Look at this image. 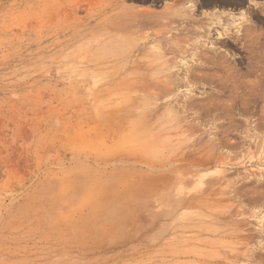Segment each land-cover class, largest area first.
Instances as JSON below:
<instances>
[{
	"label": "rangeland",
	"instance_id": "1",
	"mask_svg": "<svg viewBox=\"0 0 264 264\" xmlns=\"http://www.w3.org/2000/svg\"><path fill=\"white\" fill-rule=\"evenodd\" d=\"M243 1L193 8L236 15L216 61L260 83L215 121L181 81L190 0H0V264H264V0Z\"/></svg>",
	"mask_w": 264,
	"mask_h": 264
},
{
	"label": "bare ground",
	"instance_id": "2",
	"mask_svg": "<svg viewBox=\"0 0 264 264\" xmlns=\"http://www.w3.org/2000/svg\"><path fill=\"white\" fill-rule=\"evenodd\" d=\"M198 1V0H197ZM230 1H233V3H235L236 5H238V6H241V5H243V3H244V1L243 0H201L200 1V5L198 6L197 4H196V2L194 3H192V1L190 0V3H192V5L190 4V9H192L191 11H187L188 12V15H183V17H184V19H183V21H182V23H181V25L179 26L180 27V30H178V31H180V32H183L189 39V41L188 42H190V44H188L189 46H191V49H188V50H192V51H189V52H192L191 53V57L193 58L192 60H194L195 61V65L193 64L191 67H188V68H186V70L184 71V73L182 74L183 76H182V79H181V81L183 80L186 84H189V83H193L194 85H195V83H197V82H199V84H200V82H206V84L208 85V86H210V88H212V92H211V94L209 95L211 98H210V102H211V99H212V101H213V99L215 100V102H211V104L209 105L208 103V106H209V108H206V109H208L207 111V114H209V116H211L212 117V119L213 120H219V119H221L222 120V118H223V115H225V113H227L228 111L230 112L229 113V115L230 114H232L231 112H233V116L235 117V116H242V115H244L243 114V111H249V112H251L252 114L253 113H257L256 112V110L258 109L257 107L259 106H257L256 107V104H258V103H256V101L258 100L257 99V97H253L254 96V94L256 95V96H258L255 92H256V90L254 91L253 90V88L254 87H260L259 86V84L260 83H255V81L257 80L258 82H259V80L258 79H256L255 81H254V83H253V81H252V84H250L249 86L247 85V84H249V83H251V82H249V81H246V83L247 82H249V83H245L244 81H243V83H245L246 85L245 86H247L248 88H247V90L248 89H250V91H248V95H249V97L248 98H250V92H251V90H252V92L254 93H252L253 95H252V97L250 98V100L248 99L247 100V97H244V95H243V97L244 98H246V100L247 101H244V98H242V93H241V95H240V93L238 92L239 91V89H241L240 91H242V86L244 87V85H243V83H242V81H239L238 80V78H239V76H238V74H237V70H235V69H230V70H227L228 69V67L226 68V66L224 67L223 65H225V64H223L222 65V63H218V61L219 60H217L216 61V58L218 57V56H222L221 55V53H220V51L218 52V50L219 49H222V48H225L226 49V47H231L232 49H236V45L238 44V43H240V41L242 40V39H244L242 36H240V35H238L239 34V32L238 33H236V31H233V32H229L230 30H226L225 32H223V33H221V32H219V34H218V31H217V34H216V38H213L212 37V35H211V33H212V31H214V29H218V27L219 26H221L222 25V23L225 25L226 23H224L225 21H229V24H231V25H233L234 23H236L235 21H236V15L235 14H233V13H231V12H229V13H222L220 10L218 11V12H214V13H211V14H203V17H204V19H208L207 20V22L208 23H206L207 24V26H205V24H203V20L204 19H202L201 21L200 20H195L194 18V12H193V10L194 9H196V8H198V7H204V6H208V5H212V4H216V3H219V4H223V5H226V4H228ZM250 5V4H249ZM189 6V5H188ZM194 8V9H193ZM185 9V8H184ZM250 10V9H249ZM183 11V10H182ZM215 11V10H214ZM217 11V10H216ZM253 11V10H252ZM175 12V11H174ZM173 12V13H174ZM133 13V12H132ZM135 14V13H134ZM182 14V13H181ZM202 14V13H201ZM240 13H238V16L239 17H242V19H243V17L245 16L244 15V13L242 14H240ZM137 15H138V13H137ZM140 15V14H139ZM142 15V14H141ZM144 15V14H143ZM146 15V14H145ZM179 15V14H178ZM166 16V15H165ZM139 17V16H138ZM143 17H145V16H143ZM156 17V16H155ZM158 17V16H157ZM163 17H164V15H163ZM135 18V17H134ZM151 18V17H150ZM167 18V17H166ZM169 18H171V17H169ZM142 19V18H141ZM163 19V18H162ZM168 19V18H167ZM177 19H178V17H177ZM153 20V19H152ZM161 20V19H160ZM142 21V20H141ZM141 21H139V22H141ZM138 22V21H137ZM177 23V22H176ZM154 24V23H153ZM223 25V26H224ZM211 26H212V29H211ZM226 26V25H225ZM124 28V27H123ZM220 28H222V27H220ZM228 28V27H227ZM232 28V27H231ZM163 29V28H162ZM224 30H225V28H224ZM223 30V31H224ZM239 30V28H237V31ZM243 30V29H242ZM183 35V34H182ZM130 39V38H129ZM251 39V38H250ZM253 41H255V40H253ZM231 42H233V43H231ZM231 43V44H230ZM257 43V42H256ZM183 45V44H182ZM239 45H241V48L243 49L244 48V50L245 49H248L249 51L248 52H250V53H252L253 52V50H254V48L256 47V44L254 43V42H252V40L250 41L249 40V42L247 41V43H245V41H244V43L242 44V42H241V44H239ZM260 45V44H259ZM187 46V45H186ZM178 47V46H177ZM240 47V46H239ZM176 48V47H175ZM180 48V47H179ZM173 49L174 50V53H180V54H183V51L185 50V48H180V49ZM240 48V49H241ZM257 48V47H256ZM106 49V48H105ZM115 49H117V48H115ZM154 49V48H153ZM218 49V50H217ZM186 50H187V48H186ZM185 50V51H186ZM256 50V49H255ZM114 51V50H113ZM116 51V50H115ZM119 51V50H118ZM153 51V50H152ZM156 51V50H155ZM185 51H184V53H185ZM246 51V50H245ZM117 52V51H116ZM188 52V53H189ZM247 52V53H248ZM113 53V52H112ZM156 53V52H155ZM246 53V52H245ZM117 54V53H116ZM153 54V53H152ZM158 54V53H157ZM156 54V55H157ZM249 54V53H248ZM211 55V56H210ZM224 55V54H223ZM249 55H251V54H249ZM160 56V55H159ZM254 57V56H253ZM219 59L221 58V57H218ZM94 60V59H93ZM255 60V59H254ZM158 61V60H157ZM156 61V62H157ZM162 61V60H161ZM226 62V61H225ZM229 62V61H228ZM237 62V61H236ZM163 64L165 63V62H162ZM194 63V62H193ZM251 63V62H250ZM162 64V65H163ZM247 64V63H246ZM248 64H249V62H248ZM255 65V64H254ZM162 67V66H161ZM160 67V68H161ZM165 68V67H164ZM235 68H237L236 66H235ZM151 70V69H150ZM197 70H200V71H203V74H196V72H197ZM204 70L205 71H207V72H209V74H204ZM247 71H246V73H247V75H250V76H252L253 75V70H252V68H250V66L248 67V69H246ZM164 73H165V71H163ZM169 72V71H168ZM239 72V71H238ZM152 73V72H151ZM201 73V72H200ZM156 74V73H155ZM158 75V74H157ZM165 75V74H164ZM246 75V76H247ZM260 75V74H259ZM155 76V75H154ZM169 76V74H167V77ZM173 76V75H172ZM175 76V75H174ZM173 76V77H174ZM156 77V76H155ZM176 77V76H175ZM238 77V78H237ZM177 78V77H176ZM241 78L242 77H240V80H241ZM246 78V77H245ZM162 80H163V77L161 78ZM166 79V78H165ZM170 79V78H169ZM249 80V79H248ZM165 81V80H164ZM167 81H169V80H167ZM174 81V80H173ZM178 81V80H177ZM182 81V82H183ZM130 82V81H129ZM181 82V83H182ZM184 83V84H185ZM185 84V85H186ZM192 84V85H193ZM170 85H171V83L169 84V87H170ZM176 85H178V84H176V83H174V90H177V89H175L176 88ZM182 85V84H181ZM130 86V85H129ZM172 86V85H171ZM179 86V85H178ZM183 86V85H182ZM212 86V87H211ZM190 87V86H189ZM192 87V86H191ZM190 87V88H191ZM257 87V88H258ZM172 87H170L169 89L167 88V90H166V92H169V93H171L170 91H173L172 89H171ZM246 88V87H245ZM245 88L243 89V90H245ZM262 88V87H261ZM189 89V88H188ZM161 90V89H160ZM165 90V89H164ZM257 90H261V89H257ZM165 91H163L162 92V90H161V93H162V95H163V93H164ZM165 92V93H166ZM175 92V91H174ZM244 92V91H243ZM246 92L247 91H245L244 93L246 94ZM258 93V92H257ZM246 96H247V94H246ZM207 97V96H206ZM260 97V96H259ZM264 97V96H263ZM176 98H177V96H176ZM261 98V97H260ZM259 98V99H260ZM209 99V98H208ZM255 99H257L256 101H255ZM186 101V100H185ZM184 101V102H185ZM208 101V100H207ZM190 101H189V99H188V101H187V103L191 106L192 104L191 103H189ZM209 102V103H210ZM259 102V101H258ZM186 104V103H185ZM199 104V103H198ZM204 104V103H203ZM189 105H187V106H189ZM186 106V105H185ZM186 106V107H187ZM183 107V106H182ZM189 108V107H188ZM183 109V108H182ZM186 109V108H185ZM197 109V108H196ZM246 109H248V110H246ZM184 110V109H183ZM202 111V110H201ZM227 111V112H226ZM258 111V110H257ZM171 112V111H170ZM249 112L247 113V114H249ZM245 113V112H244ZM250 113V114H251ZM261 113V112H260ZM163 114V113H162ZM169 114V113H168ZM249 114V115H250ZM172 115V114H171ZM228 115V114H227ZM246 115V114H245ZM244 115V116H245ZM254 115V114H253ZM261 115H263V114H261ZM222 117V118H221ZM225 117V116H224ZM232 117V116H231ZM230 117V118H231ZM246 118V117H245ZM211 119V120H212ZM261 119V118H260ZM212 120V121H213ZM221 120H219V121H221ZM227 120V119H226ZM222 122H224V121H222ZM260 122V121H259ZM221 123V122H220ZM219 123V125L218 124H216L217 125V127L219 128V130L221 129V131H222V128H223V126L221 125ZM210 124H212V123H210ZM259 124H261V122L259 123ZM258 124V125H259ZM132 125V124H131ZM228 125V124H227ZM245 125V124H244ZM257 125V126H258ZM215 126V125H214ZM229 126V125H228ZM255 126V125H254ZM262 127V126H261ZM242 128V127H241ZM263 128H264V125H263ZM254 129V128H253ZM257 129H258V127H257ZM259 129H261V128H259ZM132 130H133V128H132ZM131 130V131H132ZM215 130H217V129H215ZM228 130V129H227ZM134 131V130H133ZM132 131V132H133ZM242 131H244V130H242ZM258 131V130H257ZM215 132V131H214ZM218 132V131H217ZM220 132V131H219ZM224 132V131H223ZM245 132V131H244ZM247 132V131H246ZM262 132V131H261ZM222 133V132H221ZM135 134V133H134ZM218 134V133H217ZM223 134V133H222ZM219 135H220V133H219ZM244 135V134H243ZM132 136V135H131ZM223 136V135H222ZM225 136V135H224ZM223 136V137H224ZM242 136V135H241ZM246 136V135H245ZM133 137V136H132ZM135 137V136H134ZM219 137V136H218ZM215 138V137H214ZM240 138V137H239ZM133 139V138H132ZM245 139V138H244ZM134 140H136V139H134ZM223 140V139H222ZM245 141V140H244ZM260 141V140H259ZM224 142H226V141H224ZM224 142H223V144H224ZM133 143V142H132ZM233 143V142H232ZM241 143V142H240ZM249 143V142H248ZM133 144H135V143H133ZM238 144V143H237ZM256 144V143H255ZM254 144V145H255ZM221 145H222V143H221ZM230 145V144H229ZM228 145V146H229ZM234 145H235V143H234ZM233 145V146H234ZM241 145V144H240ZM240 145L238 144L237 146H239L240 147ZM140 146H142V144L140 145ZM148 146V145H147ZM227 146V147H228ZM251 146V145H250ZM137 148H138V146H136ZM135 147V148H136ZM146 147V146H145ZM145 147H144V149H145ZM220 147V146H219ZM226 147V148H227ZM236 147V146H235ZM143 148V147H142ZM151 148H153V147H151ZM150 148V149H151ZM233 148V147H232ZM237 148V147H236ZM236 148H235V150H236ZM147 149V148H146ZM149 149V150H150ZM229 149V148H228ZM230 149H231V146H230ZM238 149V148H237ZM240 149V148H239ZM238 149V150H239ZM148 150V151H149ZM153 150V149H152ZM76 151H77V149H76ZM142 151V150H141ZM96 152V151H95ZM109 154V153H108ZM99 157V156H98ZM147 161H149V160H147ZM212 163V162H211ZM210 163V164H211ZM81 178V177H80ZM97 184H98V182H97ZM55 185V184H54ZM60 185V184H59ZM98 185H100V184H98ZM71 186V185H70ZM55 187V186H54ZM66 187V186H65ZM67 187H68V185H67ZM80 187V186H79ZM49 189H51V188H49ZM53 189V188H52ZM81 189V188H80ZM83 189V188H82ZM62 190V189H61ZM84 190V189H83ZM58 191V190H57ZM236 191V190H235ZM83 192V191H82ZM84 192H85V190H84ZM90 192H92V191H90ZM95 192V191H94ZM61 193H62V191H61ZM97 194H98V191L96 192ZM96 194V195H97ZM235 194V193H234ZM90 195V194H89ZM238 195V194H237ZM91 196V195H90ZM67 197H68V195H67ZM77 197H78V194H77ZM88 197V196H87ZM248 197V196H247ZM67 199V198H66ZM86 199V198H85ZM90 199H91V197H90ZM48 200V199H47ZM79 200H81V199H79ZM87 200V199H86ZM68 201V200H67ZM88 201V200H87ZM254 201V200H253ZM48 202V201H47ZM65 202V201H64ZM264 202V201H263ZM262 202V203H263ZM74 203V202H73ZM73 203H71V204H73ZM253 203V202H252ZM58 204V203H57ZM62 204H64V203H62ZM90 205V204H89ZM101 205V204H100ZM257 205V204H256ZM49 207V206H48ZM51 208H52V206H51ZM56 208H58V207H56ZM87 208V207H86ZM106 208V207H105ZM251 208H253V207H251ZM72 209V208H71ZM76 209V208H75ZM51 210V209H50ZM53 210V209H52ZM54 210H56V209H54ZM60 210V209H59ZM94 210H95V208H94ZM49 211V210H48ZM68 211V210H67ZM76 211V210H75ZM96 211V210H95ZM98 211V210H97ZM109 211V210H108ZM54 212H56V211H54ZM93 212V211H92ZM49 213V212H48ZM66 213V212H65ZM109 213V212H108ZM107 213V214H108ZM253 213H255V212H253ZM64 214V213H63ZM99 214V213H98ZM97 214V215H98ZM100 214H102V213H100ZM104 214V213H103ZM80 215V214H79ZM96 215V214H95ZM256 215V214H255ZM63 217V216H62ZM68 217V216H67ZM51 218V217H50ZM56 218V217H55ZM76 220V219H75ZM96 220V219H95ZM55 221V220H54ZM99 221V220H98ZM100 222V221H99ZM68 223V222H67ZM70 223H71V221H70ZM62 225V224H61ZM66 225V224H65ZM94 227V226H93ZM77 231V230H76ZM77 234V233H76ZM75 237V236H74ZM78 238V237H77ZM63 240V239H62ZM61 240V241H62ZM193 253V252H192ZM200 254V253H199ZM197 255V254H196ZM215 264V263H214Z\"/></svg>",
	"mask_w": 264,
	"mask_h": 264
}]
</instances>
